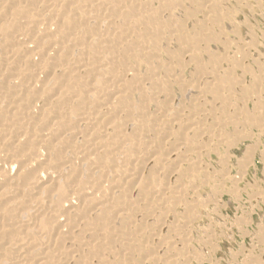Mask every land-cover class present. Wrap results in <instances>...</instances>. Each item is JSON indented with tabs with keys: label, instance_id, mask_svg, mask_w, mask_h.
<instances>
[{
	"label": "bare ground",
	"instance_id": "1",
	"mask_svg": "<svg viewBox=\"0 0 264 264\" xmlns=\"http://www.w3.org/2000/svg\"><path fill=\"white\" fill-rule=\"evenodd\" d=\"M187 1L200 5L194 0H0V264H131L136 257L157 262V231L146 236L142 229L134 235L138 244L127 246L135 241L133 227L149 211L155 217L157 190L174 195L170 183L156 178L159 166L171 175L176 167L166 156L196 144L191 132L166 140L173 126L188 132L196 125L183 123L182 112L169 113L165 121L149 112L151 105L171 109L160 97L170 96L172 66L186 64L184 46L213 38L208 29L184 37L188 21L179 23L173 12ZM216 4L208 5L214 20L220 16ZM174 41L180 50L167 47ZM219 83L231 82L227 76ZM219 87L209 90L221 99ZM146 161L156 166L148 174ZM150 197L155 204L150 200L148 209ZM167 243L162 261L178 264L174 242ZM113 253L118 258L112 263Z\"/></svg>",
	"mask_w": 264,
	"mask_h": 264
},
{
	"label": "rangeland",
	"instance_id": "2",
	"mask_svg": "<svg viewBox=\"0 0 264 264\" xmlns=\"http://www.w3.org/2000/svg\"><path fill=\"white\" fill-rule=\"evenodd\" d=\"M194 1L200 5L195 7L187 1L184 6H176L173 18L176 21L179 20V23L188 21L185 38L188 35L201 32V29L211 31L210 34H213V38L208 37L207 42H201L202 44L191 42L192 44L189 46H184L189 50L186 51L188 55L187 59L185 58L186 64L181 69L170 65L173 68L169 85L171 93L169 98L164 94L160 97V104L162 102L167 104L168 100L171 103H168L171 109H160L164 105L159 107L151 105L154 110L150 108L149 111L158 115L161 121L170 120L169 113L181 114L182 112L183 114L180 116L184 118L182 119L183 123L194 122L196 124L192 130L188 129V132L176 130L180 127L179 124L173 126L174 132L170 131L172 135L168 136L167 134L166 140L170 141L173 138L175 141L184 135L188 137L193 135L191 140L196 144L193 143L194 146H190L188 150L183 148L182 152L179 151L180 153L177 150L174 151L177 154L173 152L172 155L169 154L171 156H166L172 159L176 169L171 175H167L159 166L161 172L158 171L156 177L159 182L170 183L171 188L177 191V194L174 191L175 197L184 199V202L182 204L175 202L176 198H173V193H163L159 188L158 195L156 194L159 203L154 198L156 202L155 217L149 211L146 220H143L144 222L137 227H133L135 230L133 229L134 234L131 238H135V241L130 242L131 244L127 247H134L138 244L137 237L134 235L141 233L140 230L143 229V233H147L146 236H151L152 232H158L156 238H159L160 242L155 238V242H153L156 243L155 246L151 244L157 248L155 258L153 256L157 262L154 264H167L162 261L167 251L170 250L167 242H174L172 248H176L175 255L179 258L178 264H264V74H261L264 73V0ZM201 3L207 4V7H202ZM210 3L211 5L217 3L220 10V16H217L219 19L214 20V8L211 6L212 10H210L208 7ZM155 4H152L153 7H158ZM186 11L193 14L192 20L184 16ZM218 31L221 33L219 34ZM162 46L166 49V45L162 44ZM167 47L172 51L180 50L178 41H174L171 46ZM161 55L162 62H167L168 56L165 51ZM213 57H216V63H210ZM189 68L192 70L190 71ZM142 73L146 75L147 71L143 70ZM227 76L231 83L228 86L227 84L220 85L219 80ZM239 76L245 81L242 86ZM185 81L186 83H184ZM213 85L215 87L223 86L219 87L221 88V99L216 98L217 96L210 92L209 89ZM236 87L239 88L238 91ZM235 97L237 98L235 99ZM206 111L207 113H203ZM251 119H256L257 123L253 124ZM177 126L179 127L177 128ZM241 128L242 130H240ZM144 132L148 133L146 129ZM190 132L193 134L191 135ZM181 133L182 135L179 136ZM150 136L153 137L152 134ZM175 156L176 161L174 160ZM178 161L179 164L182 161V167L178 165ZM152 164L147 161L144 163L145 174L156 167ZM176 174L179 176L177 175V177ZM168 176L169 178H167ZM172 182L173 184H171ZM150 200L151 197L146 200L149 205L148 209L152 208ZM151 203L155 204L152 200ZM161 203L162 205H160ZM135 212L137 215H143V212ZM161 237L162 239H160ZM116 258H118L117 255L113 253L109 256L108 261L117 262ZM138 259L136 257L131 264L151 263L148 261L150 258Z\"/></svg>",
	"mask_w": 264,
	"mask_h": 264
}]
</instances>
